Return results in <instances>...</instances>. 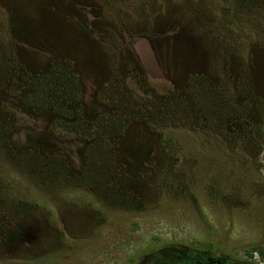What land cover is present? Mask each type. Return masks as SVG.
Listing matches in <instances>:
<instances>
[{
    "label": "rangeland",
    "instance_id": "1",
    "mask_svg": "<svg viewBox=\"0 0 264 264\" xmlns=\"http://www.w3.org/2000/svg\"><path fill=\"white\" fill-rule=\"evenodd\" d=\"M180 246L262 264L264 0H0V264Z\"/></svg>",
    "mask_w": 264,
    "mask_h": 264
},
{
    "label": "trees",
    "instance_id": "2",
    "mask_svg": "<svg viewBox=\"0 0 264 264\" xmlns=\"http://www.w3.org/2000/svg\"><path fill=\"white\" fill-rule=\"evenodd\" d=\"M258 255L259 260L264 264V253L255 250L253 254ZM171 258L158 259L157 256L150 258L149 255L141 256L139 264H256L253 261H233L224 256H216L210 252V249L194 250L186 247H176L171 251ZM252 258V251L248 253ZM258 264V263H257Z\"/></svg>",
    "mask_w": 264,
    "mask_h": 264
}]
</instances>
